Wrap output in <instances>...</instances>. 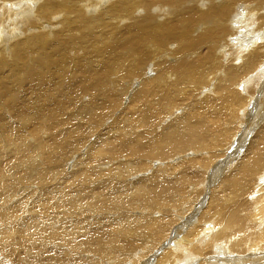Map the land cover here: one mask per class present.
Returning <instances> with one entry per match:
<instances>
[{
    "label": "bare ground",
    "instance_id": "6f19581e",
    "mask_svg": "<svg viewBox=\"0 0 264 264\" xmlns=\"http://www.w3.org/2000/svg\"><path fill=\"white\" fill-rule=\"evenodd\" d=\"M263 73L264 0H0V240L62 239L66 264L256 261Z\"/></svg>",
    "mask_w": 264,
    "mask_h": 264
},
{
    "label": "rangeland",
    "instance_id": "374dc122",
    "mask_svg": "<svg viewBox=\"0 0 264 264\" xmlns=\"http://www.w3.org/2000/svg\"><path fill=\"white\" fill-rule=\"evenodd\" d=\"M263 80H264V73H263ZM131 97L129 98H127V99H122V103L124 104V105H128V104H131ZM259 108H260V106H256L255 107V111H258L259 110ZM117 109V108H116ZM117 112H118V109H117ZM262 112V110L260 111V113ZM259 113V114H260ZM10 115V114H9ZM9 115H8V118H9ZM110 118V119H109ZM109 118H106V119H104L103 120V122H105V123H110V120L112 119V117H109ZM102 120V119H101ZM114 126V125H113ZM115 127V126H114ZM113 127V128H114ZM112 128V130H114ZM107 129H104V130H102V132H105ZM18 137V135L17 136H15V137H13V138H10L11 140H16V138ZM79 144H80V146H79ZM79 144H78V146H79V148H81V150H80V153H82V154H79V156L77 157V158H79L80 157V159L82 160V161H86V159L88 158V156L87 155H89V153L88 154H86V156H85V152L87 153V150L84 148V144H82L81 142H79ZM83 146V147H82ZM140 155V154H139ZM67 159H70V158H67V157H65L63 160L64 161H62V164L63 163H65L66 162V160ZM146 159H149L148 157H145L144 158V161L146 160ZM71 165V164H70ZM70 165H69V163L68 164H66V168H65V173H66V175H70V173H73V174H75L76 172V169H77V167L79 166H76L75 168L73 167V168H71L70 167ZM152 165V164H151ZM71 170H73V171H71ZM148 170H152V168H149ZM71 171V172H70ZM147 173V170H145V171H143V172H141L139 175H137V177L135 176V175H132V176H130V177H132V179L134 178V177H136V178H138V177H141V176H143L144 174L145 175H148V173ZM142 174V175H141ZM144 175V176H145ZM66 180H70L69 178H67V179H64V181H66ZM200 181V180H199ZM32 182H34V181H30V183H29V185L34 189V187L32 186L33 185V183ZM195 182V180H192L190 183H194ZM35 183V182H34ZM146 184H147V186H148V183H145V186H146ZM27 188V187H26ZM31 194V196L30 195H28V196H26L25 198H20V200L21 199H23V201H24V206H26V207H28V208H30V212H31V214L33 215H35L36 216V218H37V216H39V217H41V215L43 214V215H47L48 216V214L45 212V209H46V206H45V204H44V200L46 199L45 198V196H44V194H40V193H38V192H34V194H32V193H30ZM36 194H38V195H36ZM37 197H35V196ZM14 196H12V197H10V199H12ZM251 197V196H250ZM9 199V200H10ZM42 199V201H40ZM32 200V201H31ZM5 200L4 201H2V204H5ZM139 202H141V200H139ZM7 203V202H6ZM27 203V204H26ZM32 203V204H31ZM90 203V202H89ZM88 202H82V204L87 208H85L84 210L86 211V215L88 216V214L91 212L90 210H92V209H97L96 208V206L95 205H93L92 204V201H91V203L89 204ZM129 202L128 201H126L124 204H128ZM8 205V204H7ZM33 205V206H32ZM89 205V206H88ZM10 206V205H9ZM91 206V208H90V210H89V207ZM137 206H139V204H137ZM93 207V208H92ZM95 207V208H94ZM37 208V209H36ZM35 209V210H34ZM49 209V208H48ZM21 210H22V206L21 205H18V206H15L14 207V209L13 210H11L10 211V216L9 217H11L12 218V216H15V215H21L22 213H20L21 212ZM38 210V211H37ZM133 210H135V212L133 213V214H136V215H139V212H137L139 209L138 208H135V209H133ZM41 211V212H40ZM43 211V212H42ZM113 211L114 210H108V215L111 213L112 215L110 216V217H114V215L116 214V212L115 213H113ZM37 212H38V214H37ZM52 211H51V209H49V214L51 213ZM39 213H40V215H39ZM93 213V212H92ZM91 213V214H92ZM14 214V215H13ZM90 214V215H91ZM141 214V213H140ZM12 215V216H11ZM89 215V217L91 218L92 217V215L90 216ZM20 220V219H19ZM18 220V221H19ZM92 221H94V217L91 219ZM93 225V228H92V230L94 231L95 229V231H94V234H96V235H94L93 234V236H94V238L93 239H91L90 240V243H92V246L93 245H95V243L97 242V239H99V238H97V236H98V225H96L95 226V224H92ZM175 225H176V223H175ZM0 226H1V224H0ZM0 231H1V229H0ZM77 236V235H76ZM76 236H75V238H76ZM4 237V239H2ZM10 237H12V235L10 236V235H3L2 236V238H1V240H0V257H2L3 258V260L4 261H1V263H6L5 261H8L7 263L8 264H25V262L27 261L28 263L31 261L30 259L33 257V254H31V255H29L30 254V252H34V255H36L37 256V259H38V261L36 260V263H38L40 260V262L41 263H38V264H66L67 262H74L73 260H66V258H64L65 257V255L61 252V249H60V244L62 245V244H64V240H62V239H58V240H54V241H49V240H47V241H45V244L43 245L42 244V246L41 245H39V241L38 242H32V243H28V242H26V244L25 243H18V242H15L14 241V239H16V238H12V240H11V238ZM8 238V239H7ZM9 239H10V244H9ZM253 239V236H250L249 237V241H251ZM4 241V243H3V241ZM6 240V241H5ZM8 240V241H7ZM63 241V242H62ZM78 241H80V242H82V246H76V251L74 252L75 254H76V252H79V251H82L83 249H84V247H86V242L84 241V239H76L75 241L73 240V243H75V242H78ZM13 242H15V243H13ZM61 242V243H60ZM95 242V243H94ZM13 243V244H12ZM18 243V244H17ZM56 243H57V245H56ZM94 243V244H93ZM16 244V245H15ZM85 244V245H84ZM14 246V248H12L13 246ZM26 245H28L27 247H25L24 248V246ZM59 245V246H58ZM19 246V247H18ZM43 246H45V249H43L44 247ZM15 247H17V248H15ZM40 247H41V249H40ZM78 247V248H77ZM81 247V248H80ZM254 248L251 250L252 252H253V254L254 253H256L257 254V256H258V259L256 260V261H251V262H248L247 264H262V256H264V250L262 249L263 248V244H256V245H254L253 246ZM31 250H30V249ZM48 248V249H47ZM130 248V247H129ZM128 248V249H129ZM140 248V247H139ZM18 249V250H17ZM30 251H29V250ZM32 249H36L35 251H39V254L38 253H36L34 250H32ZM43 249V250H42ZM48 251H47V250ZM51 249V250H50ZM134 249V248H133ZM12 250H13V252H16V255H18L17 257H16V255H15V253H13L12 252ZM17 251L19 252V253H17ZM28 251V252H27ZM37 251V252H38ZM22 252V253H21ZM51 252V253H50ZM250 252V251H249ZM249 252H245L244 253V255H247ZM43 253H44V255H43ZM47 253H49V254H47ZM54 255H53V254ZM45 254H47V255H45ZM19 255H23V256H21V257H19ZM26 255V256H25ZM43 255V256H42ZM95 256H97V254H94ZM26 258H28L29 259V261H28V259L26 260L25 259V257ZM49 256V257H48ZM58 256V257H57ZM62 256V257H61ZM22 258V259H21ZM40 258V259H39ZM61 258V259H60ZM64 258V259H63ZM47 259V261H49V262H47V261H45ZM60 259V260H59ZM102 259V258H101ZM141 260H142V258H140ZM26 260V261H25ZM44 260V261H43ZM141 260H139L138 259V261L135 263V264H139L138 262H142L143 263V261H141ZM43 261V262H42ZM67 261V262H66ZM243 261H244V259H242V258H240L239 259V264H241V263H243ZM45 262H47V263H45ZM63 262H66V263H63ZM103 262V261H102ZM106 262H109L108 260L106 261ZM6 263V264H7ZM27 263V264H28ZM99 263H100V260H99ZM141 263V264H142ZM69 264H73V263H69ZM120 264H122V263H120Z\"/></svg>",
    "mask_w": 264,
    "mask_h": 264
}]
</instances>
